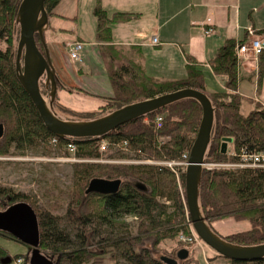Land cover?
<instances>
[{"label":"trees","instance_id":"obj_1","mask_svg":"<svg viewBox=\"0 0 264 264\" xmlns=\"http://www.w3.org/2000/svg\"><path fill=\"white\" fill-rule=\"evenodd\" d=\"M60 1H46L49 16L55 15L53 11ZM21 2L0 0V124L5 127L4 135L0 138V157L25 154L29 150H43L42 153L46 154L53 138L58 139L57 146L60 148L74 144L75 155L83 160L100 159L104 153L100 149L102 141L108 142V150L117 149L115 154L109 155L111 159L145 158L163 162L182 160L185 154H190L203 117L202 105L195 98L173 102L129 121L102 137L61 138L52 133L18 78L16 58L20 27L17 15ZM94 13L98 19L97 38L102 43V54L107 61L108 76L115 91L114 96L101 99L104 101V105L100 106L102 110L108 109L110 113L138 101L194 88L206 93L215 108L207 162L233 163L239 160L243 149L250 152L264 149V107L258 106L249 114H243L242 97L236 93L241 78L237 51L242 42L227 40L210 61L216 74L227 76L228 89L209 94L206 92L205 74L191 57L188 59V75L175 80L153 78L135 62H122L124 56L113 44L112 24L124 22L132 14L116 12L109 15L100 6L96 7ZM37 39L44 50L38 35ZM259 72L263 73L261 65ZM59 88L69 92L81 91L58 79ZM158 117H162L160 125ZM94 118L97 115L88 119ZM228 139L232 140L230 148L226 142ZM126 144L128 149H122V145ZM175 170L180 171L179 178ZM175 170L164 163H76L73 165V186L61 190L66 204L63 214L41 211L35 202H31L30 196L16 193L1 183L0 200L9 204L10 200L18 202L20 198H25V202L34 208L39 217V247L57 264H88L91 261L98 264L106 256L122 264H172L165 258H173L177 260L174 264H179L172 253L174 248L168 249L167 254L160 252L167 241L181 245L175 247L176 257L182 249L192 252L187 248L188 244L177 239L182 231H186V220L191 219L186 192H182L186 171L177 167ZM95 178L120 179L122 185L113 194L88 192L89 184ZM53 204L56 205V201ZM200 205L214 231L213 224L217 221L234 219L250 224L248 230L226 236L216 231L228 241L245 246L264 243V168L204 169ZM131 216L136 218L135 225L126 221ZM0 235L19 241L4 231H0ZM21 255L10 256L9 251L0 245V264L8 256L16 264L17 259H22L20 264H30ZM217 255L226 258L219 253ZM198 261L195 260L194 264H200ZM228 261L231 264H264V258Z\"/></svg>","mask_w":264,"mask_h":264},{"label":"crops","instance_id":"obj_2","mask_svg":"<svg viewBox=\"0 0 264 264\" xmlns=\"http://www.w3.org/2000/svg\"><path fill=\"white\" fill-rule=\"evenodd\" d=\"M98 6L109 15L132 14L126 21L112 24L113 44L124 56L122 62H135L153 78L175 80L188 75L191 57L205 74L209 94L228 89L227 76L216 74L210 64L218 49L230 39L245 42L252 32L264 34V0H61L53 11L55 15L50 16L46 42L60 82L81 91L59 88L58 97L61 90L97 108L104 105L101 99L115 94L103 46L97 38L98 19L94 12ZM83 11L88 15V20L83 21L87 27L81 21ZM210 28L212 31L206 33ZM154 37H158V43H154ZM76 40L86 43L80 61L71 59L68 52V44ZM259 64L262 74L259 68H239L241 78L236 93L242 97L243 114L264 107V57ZM57 105L77 111L62 103L61 98ZM223 221L215 222L214 228ZM218 261L231 264L222 258Z\"/></svg>","mask_w":264,"mask_h":264},{"label":"water","instance_id":"obj_3","mask_svg":"<svg viewBox=\"0 0 264 264\" xmlns=\"http://www.w3.org/2000/svg\"><path fill=\"white\" fill-rule=\"evenodd\" d=\"M46 1L22 0L17 15L20 37L16 58L18 78L36 105L46 127L61 138L102 137L129 121L143 117L173 102L184 98L197 99L202 105L203 117L190 151L185 177L186 201L191 222L199 237L228 259L255 261L264 258V243L247 246L234 244L214 231L202 213L200 184L215 122V108L206 93L194 88H185L138 101L89 120H68L57 114L54 110V101L58 95V76L45 37V31L50 24ZM37 35L44 50L38 44ZM44 78L49 97L44 96L42 92L41 82ZM4 131V125L0 124V138L4 135ZM121 185L120 179L95 178L91 180L88 192L113 194L120 189ZM0 231L12 234L30 247V264H57L54 259L43 254L39 247L41 235L39 217L28 202H18L0 211ZM188 256V249H182L178 253L180 259ZM165 259L169 263H177V260L173 258ZM2 263L10 264L12 258L8 256L2 260Z\"/></svg>","mask_w":264,"mask_h":264},{"label":"rangeland","instance_id":"obj_4","mask_svg":"<svg viewBox=\"0 0 264 264\" xmlns=\"http://www.w3.org/2000/svg\"><path fill=\"white\" fill-rule=\"evenodd\" d=\"M81 18L82 23L85 24V27H87L86 23H84L86 20H88V15H86L85 11L82 12ZM89 20H91L90 16ZM18 36L20 37V32L18 33ZM41 83L44 96L49 97V90L45 85V78ZM58 98H61L62 103H65L69 108L81 112H73V114L67 111L68 109L66 110L64 107L61 108V106L57 105ZM48 101H50V99ZM54 110L58 115L64 117V119L72 118V120H89V116L97 115V117H100L108 114L110 111L108 109L102 110L100 107L97 108L91 103H82L77 99L75 100L71 96H68V93L62 92L61 90L59 91V97L57 95L56 100L54 101ZM226 141L229 143L232 142V140L229 139ZM116 151V148H111L110 150L104 152L102 157L98 160H83L75 154H70L71 157L69 158L71 159H61L67 158V156H69V153H66V148H60L50 144L46 154L42 153L43 150L41 152L29 150L25 154H14L12 156L0 157V183L2 186L10 188L16 193L30 196L31 202H35L41 211L63 214L65 212L66 204L63 201L65 195L61 192V190H67L69 187L73 186L74 164L83 161H99L103 163H130V161H133V163H138L147 162L148 160L145 158H124L120 160L129 162H120L119 159H111L109 157V155L115 154ZM130 155L133 156V154ZM182 192H186V187L183 188ZM19 201H25V198H20ZM55 201L57 203L56 205L53 204ZM13 202L14 201L12 200L9 202V204H5V202L0 200V210L5 209ZM135 220L136 218L131 216L128 217L126 221H129L128 223H133L135 225ZM186 225V231H182L180 235L183 233L188 235V237H193L195 234L197 236L193 243L182 241L188 244L187 248L192 251L189 253V258L179 259L176 257L177 248L175 247L179 248L181 245L177 242L172 244V241H167V243H164L161 246L160 252L162 255L169 253L168 249L174 248L175 250L172 253L173 256L178 259L179 264H194L195 260H199L198 262H200V264H220V261H218L220 258L224 259V261H228L227 258L218 257V252L207 245L199 237L193 226L190 224V220L188 222L186 220ZM216 227V231L218 233L226 236L230 233L248 230L250 228V224L248 222H239L234 219H228L227 221L220 222L216 225ZM180 235H178L179 237L177 239L180 238ZM0 245L9 251L10 256L14 257L16 254H22L20 257L26 261L29 260L30 262L31 250L29 246L23 245L21 242L12 238L4 237L3 235H0ZM42 253L45 254V251L42 250ZM209 257L214 258L210 259ZM11 264H16V262L13 261ZM88 264L97 263H93V261H91ZM98 264L122 263L113 261L109 259L108 256H106L105 260Z\"/></svg>","mask_w":264,"mask_h":264},{"label":"built area","instance_id":"obj_5","mask_svg":"<svg viewBox=\"0 0 264 264\" xmlns=\"http://www.w3.org/2000/svg\"><path fill=\"white\" fill-rule=\"evenodd\" d=\"M212 29H208L206 33H210ZM255 33L252 32V37L248 41L242 42L238 45V57L240 66H246L248 69L257 70L259 68V61L261 58V55L264 54V34L261 35H254ZM154 43H158L159 39L158 37H154L153 39ZM86 46V43L84 41L76 40L73 42H70L68 44V52L71 57V59L80 61L82 60V52L84 51ZM162 117H158L159 125L161 123ZM54 146L58 145V139L53 138L51 142ZM66 151L69 152V156L67 158H61V159H71L69 157L70 154H75V148L76 146L74 144H70L69 146H66ZM100 149L102 152H105L109 149V144L107 141H102L100 145ZM122 149L127 150V144L122 145ZM184 159L178 160V161H163V162H154L151 160H147L149 163H164L171 168L175 170L177 167L178 169H181V171H186L188 166V160L189 155L185 154ZM125 160H120V162H124ZM129 162V161H125ZM133 162V161H130ZM245 168V167H252V168H264V149L262 151H248L246 149H243L242 152L239 155V160L237 162L233 163H214V162H205L204 169H215V168ZM177 173V176L179 178L180 171L175 170ZM189 214V211H188ZM190 216V215H189ZM191 219V218H190ZM190 224L193 226L191 220ZM194 228V227H193ZM197 236L188 237L186 234L180 235V240L185 242L193 243L194 239L196 240ZM22 262V259H18L17 263L20 264Z\"/></svg>","mask_w":264,"mask_h":264},{"label":"bare ground","instance_id":"obj_6","mask_svg":"<svg viewBox=\"0 0 264 264\" xmlns=\"http://www.w3.org/2000/svg\"><path fill=\"white\" fill-rule=\"evenodd\" d=\"M260 65V64H259ZM62 108V107H61ZM164 123V122H163ZM54 136V135H53ZM129 155V154H128ZM165 159V158H164ZM169 160V159H168ZM236 161V160H235ZM18 165V164H17ZM139 165V164H138ZM164 166V165H163ZM161 167V166H160ZM170 169V168H169ZM184 177V176H183ZM174 180V179H173ZM172 180V181H173ZM182 181V180H181ZM147 182V181H146ZM149 183V182H148ZM174 184V183H173ZM177 184V183H176ZM176 186V185H175ZM123 187V186H122ZM175 188H177V187H175ZM174 190V189H173ZM178 190V189H177ZM154 191V190H153ZM175 195V194H174ZM180 195V194H179ZM164 197V196H163ZM175 199H176V197H175ZM52 201V200H51ZM4 235V234H3ZM23 243V242H22ZM190 250V249H189ZM16 259V258H15ZM29 261V260H28ZM80 262V261H79Z\"/></svg>","mask_w":264,"mask_h":264},{"label":"flooded vegetation","instance_id":"obj_7","mask_svg":"<svg viewBox=\"0 0 264 264\" xmlns=\"http://www.w3.org/2000/svg\"><path fill=\"white\" fill-rule=\"evenodd\" d=\"M11 201V200H10ZM18 202H23V201H18ZM18 202H13L12 204H10L9 206H11V205H13V204H16V203H18ZM25 202V201H24ZM8 206V207H9ZM8 207H6L5 209H3V210H6ZM3 210H0V211H3Z\"/></svg>","mask_w":264,"mask_h":264}]
</instances>
